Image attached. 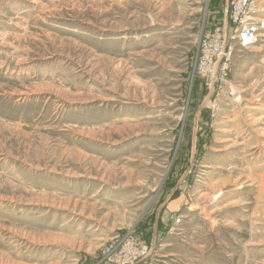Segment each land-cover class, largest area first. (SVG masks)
Returning a JSON list of instances; mask_svg holds the SVG:
<instances>
[{
  "label": "rangeland",
  "instance_id": "1",
  "mask_svg": "<svg viewBox=\"0 0 264 264\" xmlns=\"http://www.w3.org/2000/svg\"><path fill=\"white\" fill-rule=\"evenodd\" d=\"M228 1L0 0V264H264V32L192 72Z\"/></svg>",
  "mask_w": 264,
  "mask_h": 264
},
{
  "label": "built area",
  "instance_id": "2",
  "mask_svg": "<svg viewBox=\"0 0 264 264\" xmlns=\"http://www.w3.org/2000/svg\"><path fill=\"white\" fill-rule=\"evenodd\" d=\"M263 11L259 0H229L228 25L217 24L199 34L192 72L204 80L214 98L229 85L233 51H246L259 42L264 32ZM146 249L139 238L126 235L105 245L95 264H146Z\"/></svg>",
  "mask_w": 264,
  "mask_h": 264
},
{
  "label": "bare ground",
  "instance_id": "3",
  "mask_svg": "<svg viewBox=\"0 0 264 264\" xmlns=\"http://www.w3.org/2000/svg\"><path fill=\"white\" fill-rule=\"evenodd\" d=\"M262 37V36H261Z\"/></svg>",
  "mask_w": 264,
  "mask_h": 264
}]
</instances>
